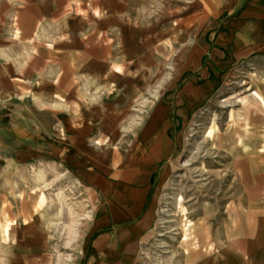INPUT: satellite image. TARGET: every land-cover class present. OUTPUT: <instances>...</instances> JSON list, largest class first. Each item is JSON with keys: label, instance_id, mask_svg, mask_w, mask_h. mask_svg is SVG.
I'll return each mask as SVG.
<instances>
[{"label": "crops", "instance_id": "0c3cea01", "mask_svg": "<svg viewBox=\"0 0 264 264\" xmlns=\"http://www.w3.org/2000/svg\"><path fill=\"white\" fill-rule=\"evenodd\" d=\"M131 2L0 0V126L32 127V148L15 157L47 160L43 178L53 160L77 196L57 223L45 213V187L0 195V264H136L156 189L178 154L181 112L264 56V0H220L179 96L171 106L162 94L151 101L145 60L115 54L113 32L138 23ZM263 180L247 177L245 205L254 209L244 228L236 222L217 264H264Z\"/></svg>", "mask_w": 264, "mask_h": 264}, {"label": "rangeland", "instance_id": "374dc122", "mask_svg": "<svg viewBox=\"0 0 264 264\" xmlns=\"http://www.w3.org/2000/svg\"><path fill=\"white\" fill-rule=\"evenodd\" d=\"M219 3L131 2L135 9L131 18L138 23L130 31L113 32L115 54L124 52L145 60L149 100H155V93L162 94L163 104L171 106L179 96L199 65L204 35ZM119 37L125 38L124 47ZM258 95L264 100V56L242 64L193 109L180 111L184 117L183 126L176 131L180 136L178 154L156 189L154 225L136 264H197L201 259L217 264L236 222L242 220L243 228L249 222L248 214L254 208L245 205L251 203L246 198L247 177L264 178V104ZM176 109L183 108L172 107ZM23 114L26 117V112ZM40 132L36 147L43 145ZM32 135L33 128L26 125L0 126V195L10 201L16 198L18 188L36 192L45 187V213L57 223L64 222L68 216L65 202L74 203L77 197L65 172L51 160L43 178L40 172L47 160L27 162L15 157L17 152L32 148L27 143ZM30 165L34 168H28ZM257 198L263 199L264 192ZM42 199L40 196V205ZM263 209L260 205L259 212Z\"/></svg>", "mask_w": 264, "mask_h": 264}]
</instances>
